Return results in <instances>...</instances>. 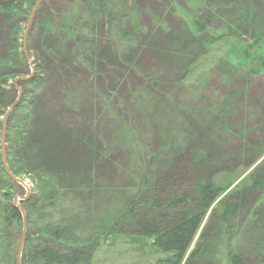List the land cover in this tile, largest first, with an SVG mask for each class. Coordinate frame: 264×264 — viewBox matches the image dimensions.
Masks as SVG:
<instances>
[{
  "label": "trees",
  "instance_id": "trees-1",
  "mask_svg": "<svg viewBox=\"0 0 264 264\" xmlns=\"http://www.w3.org/2000/svg\"><path fill=\"white\" fill-rule=\"evenodd\" d=\"M36 1L0 0V34L4 31V37L0 39V50L3 47L0 54V149L2 117L20 91L16 90L14 82L26 75L30 68L21 50L22 25L31 15ZM253 1L77 0L61 12L40 7L27 39L36 73L17 84L23 89V96L9 117L6 131L10 169L16 176L32 174L34 183L31 199L22 201L28 221L22 264H35L37 261L44 264H96V245L108 237L128 241L142 256L151 249L152 254H164L166 263L179 264L187 258L184 263L192 264L204 251L202 248L210 243L209 235L214 229L209 227L203 233L198 250L189 254L212 207L216 205L215 215L222 233L227 236L235 233V226L245 213L249 198H257L250 215L259 210L264 216V164L251 176L249 183L242 184L219 202L220 194L230 186L223 188L204 180L191 185V194L178 193L177 187L175 192H171L170 189L176 186L169 171L172 162L167 159L164 161L167 167L158 169L156 176H151L149 172L159 151L155 152L153 145L145 144L140 134L141 127L139 132L138 126L130 121L134 110H143L151 116L148 110L154 104L152 98L159 95V87L166 85L162 77L173 81L175 87L181 84L207 86L216 76L230 85L238 77L264 74V18L259 15ZM260 2L264 4V0ZM238 5L239 10L235 8ZM173 22L179 24L173 25ZM37 28L43 45L36 49L32 38ZM248 37L251 39L247 40ZM107 46H113L115 50H112L115 59L112 64L102 56ZM211 50L214 53L212 59L203 62L201 58ZM146 56L153 62V68L158 69L152 75L140 70H143L142 59ZM215 63L217 69H213V76H209V72L200 74ZM118 69L125 71L127 76L138 75L141 83L138 89L133 86L131 92L126 88L118 99L120 101L130 93L129 108L124 109L117 104L116 110L117 120L121 123L116 133L118 141L123 148L130 150L127 162L121 168L125 177L131 179L130 185L126 186L101 184L96 169L88 161L69 158L54 164L49 155L44 156L45 152L36 147V140L30 136L38 99L45 98L46 103L52 100L43 91L46 85H50V80H54V71L66 72L69 78L64 81H71V85L80 82L78 93L69 92V108L74 109L73 98L76 96L81 100H89L90 96L95 98V103L102 100L103 90L98 79L106 73L109 78H116L118 76L114 74ZM83 77L88 78L91 85ZM86 87H89V96L84 95ZM107 87L112 95L117 94L118 91ZM108 97L114 99L109 94ZM232 97L230 93L220 96L201 115L188 118L183 140L176 146L184 148L190 144L191 137L202 139L205 133L215 145L216 137L212 131L223 127V121L228 118L221 116L225 109L227 116L230 109L234 110ZM93 114L100 115L96 109ZM124 114L129 118L125 119ZM208 125L212 129H208ZM69 127L67 125L65 130L68 134L57 132L62 137L70 135L66 142H60L56 132L55 138L61 144H68L69 151H74L78 144H84L95 155L93 161H96L100 152L96 145L87 138L76 143L72 139L76 132H71ZM192 129H197L198 135H190ZM33 156L39 162L43 161L39 168L35 166ZM2 160L3 154L0 153V248L5 250L3 254L0 250V264H18L23 216L14 205L15 195L10 189L12 181L7 178ZM69 198H88L92 203L96 198H111L106 203L110 204V214L104 217L89 214V218H83L82 208H74ZM148 207L153 217L144 213ZM108 217L112 222L109 221L105 228ZM260 232L264 234V231ZM60 248L62 250L59 251ZM258 249L262 259L257 264H264V245H258ZM228 257V264H249L233 253Z\"/></svg>",
  "mask_w": 264,
  "mask_h": 264
},
{
  "label": "rangeland",
  "instance_id": "rangeland-1",
  "mask_svg": "<svg viewBox=\"0 0 264 264\" xmlns=\"http://www.w3.org/2000/svg\"><path fill=\"white\" fill-rule=\"evenodd\" d=\"M75 1L77 0H43L38 10L42 7L46 11L54 10L55 12H61ZM253 2H255L259 15L264 18V4L262 5L260 0ZM235 8L239 10L240 6H235ZM30 20L31 15L25 21V24L22 25L23 42H21L23 44L21 50L26 60L28 59L29 65H32V67L31 69L29 68L26 75L16 79V82L21 80V78L29 79L32 72L36 73L34 58H31L33 56L29 50L28 41L26 47L24 45V35ZM172 24L177 25L179 22H173ZM3 37L4 31L0 34V39ZM250 37L247 40L251 39ZM42 43L43 41L37 28L33 32L32 44L37 49L40 45L42 47ZM112 50H114L113 46H107L102 53L106 62L110 64L115 61ZM207 52L209 51L207 50ZM1 53H3V47L0 50ZM213 55L214 53L211 50L210 53L201 59L203 62L211 60ZM145 58L148 60L145 61ZM142 60L143 70L141 68L140 70L143 73H150L152 75L154 71L158 70L153 68L151 64L153 62H150L149 56L144 57ZM213 69H217L216 63L210 65L207 70L204 69L200 74L205 75L209 72V76L211 74L213 76ZM117 72L114 76H118V80H116L118 77L109 78L107 73L98 79L99 87L103 90L102 100L95 103V98L92 99L89 96V87H86L84 95H88L89 100L86 98L81 100L79 96H76L73 98L74 109H70L69 92L75 93L76 91L78 93L81 90L80 82L76 85H71V81H64L65 78H69L66 72L54 71V80L51 79L50 85H46L43 91L44 95L49 96L52 100L46 103L45 98L42 100L38 99L33 111L30 136L32 140H36V147L41 148L45 152L44 156L49 155L50 161L54 164H57L61 159L69 158H73L76 161L80 159L82 161H88L89 165H92L96 169L97 176L101 179V184H121L126 186L130 185L131 179L125 177L121 168L122 164L127 162L130 150L128 151L123 148L118 141V134L116 133L121 123L117 120L119 116L116 110L118 109L117 104L125 107L124 109L129 108L128 96L130 93L120 101L118 99L126 88L131 92L133 86L135 89H138L141 87V83L138 80V75L127 76L128 74L125 75V71L120 69ZM109 76H111V73H109ZM48 80L49 77L46 78V83ZM83 80L88 83V78L83 77ZM161 80L166 85L159 87V95H155L152 98L154 104L148 110L151 116L146 115L143 110H140L141 113L134 110L130 116V121H133L138 128L139 126L141 127V132L140 128L139 132L145 144H151L154 146L153 149L155 152L159 151L157 161L151 167L149 174L153 177L156 176L158 169L162 170L167 167L164 161L168 159L172 162L169 171L173 175V182L176 183L173 190L170 189L171 192H175L176 190L174 189L177 187L180 190L178 193L191 194V185L200 182L203 183L204 180L213 182L223 188L230 186L220 194L218 202L223 200L228 193L237 190L242 184L249 183L251 176L260 170L264 164V74L260 76L238 77L230 85L224 84L218 76L213 77L211 83L207 86L181 84V86L174 87L173 81L163 77ZM176 81H178V77H176ZM107 85L111 87L110 90L114 92L118 91L115 96L110 91H107ZM19 90L23 93L22 88ZM229 93L233 96L234 110H229V116L226 114V109L223 114L221 113L222 117L228 118L224 121L221 119L224 122L223 127H217L219 129L216 128L212 131L216 137L215 145H212L209 134L205 133L203 136L206 139H203L204 137L201 139L198 136H193L190 138V144L188 146L184 148L176 146V144L183 140L182 135L186 132L188 118H193L196 114L201 115L206 107L216 102L220 96ZM108 94L113 96L114 99L109 98ZM21 95L23 96V94ZM18 97L19 95H16L14 104L5 110V115L2 117L1 135L5 122L7 131L9 117L15 106L19 103V99L22 98ZM95 109L100 115L93 114ZM52 113H57L58 115ZM126 117L128 116L124 114L125 119ZM67 125H70L69 130H72L71 132H76L77 135H72L75 137H72V139L76 143L82 142L83 138H87L88 141L96 145L100 151L96 161H93L95 155L88 148L84 147V144H78L75 146L74 151H69L70 147L68 144L59 143L55 138L56 134L54 132H65ZM209 127L212 129L210 125H208V129ZM157 129H159L160 135L156 133ZM190 135H198V130L192 129ZM69 138L70 135H63V137L58 135L60 142H66ZM6 147L5 138L6 161L4 163L2 160L3 168L6 171L7 178L12 181V187L10 189L15 195L14 205L17 203L18 206L23 208L21 199L27 197L26 200H30L33 194L34 183L31 181L32 174L27 173L25 176H16L13 173L8 165ZM101 147L103 148L100 150ZM3 150L2 141L0 153L3 154ZM233 154H236V156H233ZM230 155L232 157H229ZM41 159H44V157ZM32 160L37 168L43 164V161L39 162V159L35 156L32 157ZM69 199L72 200L73 203H71L74 208H82L80 211L85 214L83 218H89V214L93 217L98 214L104 217L110 214L108 211H111L109 210L110 204H106L110 202L111 198H96L95 203L90 202L88 198ZM256 200L257 198H249L247 200L245 213L241 215L237 226H235V233L228 236L222 233V229L219 226L220 221L215 215L216 205L214 208L212 207L206 215L189 254L198 250V247L202 243L203 233L209 227L214 229L213 234L210 233L209 235L210 243L202 248L204 251H201L192 264H228V256L232 253L249 264L261 262L262 254L258 249V245H264V234L260 232L264 231V216L260 215L259 210L255 214L250 215ZM87 210L89 211L87 212ZM150 211L151 208L148 207L144 213L149 216L151 215ZM151 216L153 217V214ZM25 217L27 238L28 221L26 212ZM250 217L252 219H249ZM109 221L112 222V218L108 217L105 220V228L109 226ZM83 222L89 226L84 219ZM23 233L24 218L20 246ZM213 240H215V243ZM20 246L17 253L18 264L19 261L22 264L25 251V245L22 250ZM60 250L62 249L60 248ZM4 251L3 249L1 253L3 254ZM150 252L151 249H147L142 256L128 241L122 239L117 241L115 237H108L107 240L104 241L101 239L97 243L94 262L96 264H176L173 262H164L163 260L166 258L164 254L157 255ZM186 259L179 264H185ZM35 264L44 263L37 261Z\"/></svg>",
  "mask_w": 264,
  "mask_h": 264
},
{
  "label": "water",
  "instance_id": "water-1",
  "mask_svg": "<svg viewBox=\"0 0 264 264\" xmlns=\"http://www.w3.org/2000/svg\"><path fill=\"white\" fill-rule=\"evenodd\" d=\"M43 0H38V2L36 3V5H35V7H34V9H33V11H32V14H31V20H30V23H29V25H28V27H27V29H26V32H25V35H24V45H25V47H26V43H27V37H28V33H29V31H30V29H31V27H32V25H33V20H34V18H35V16H36V13H37V11H38V8H39V5H40V3L42 2ZM24 80H28V79H24ZM16 104H17V102H16ZM15 104V105H16ZM14 105V106H15ZM5 135H6V122H5V124H4V126H3V133H2V141H3V161H4V163H5V161H6V154H5ZM26 198L27 197H25L24 199H21V201H25L26 200ZM15 206L21 211V213H22V216H23V218H24V233H23V237H22V241H21V246H20V248H21V250H22V248L24 247V245H25V240H26V231H27V226H26V217H25V212H24V210H23V208L22 207H20V206H18V204L17 203H15ZM19 264H20V261H19Z\"/></svg>",
  "mask_w": 264,
  "mask_h": 264
},
{
  "label": "flooded vegetation",
  "instance_id": "flooded-vegetation-1",
  "mask_svg": "<svg viewBox=\"0 0 264 264\" xmlns=\"http://www.w3.org/2000/svg\"><path fill=\"white\" fill-rule=\"evenodd\" d=\"M31 14H32V13H31ZM36 14H37V13H36ZM35 17H36V16H35ZM27 39H28V38H27ZM27 60H28V59H27ZM31 67H32V65L30 66V68H31ZM33 73H34V72H32V74H33ZM25 79H26V78H25ZM23 80H24V79L21 78V80H19V81H23ZM19 81H17V82L15 81V82H14V84H15V88H16L17 91H19V87H18V85H17V84L19 83ZM19 92H20V91H19ZM18 95H19L20 97H22L21 92L18 93ZM18 98H19V97H18ZM19 100H20V99H19Z\"/></svg>",
  "mask_w": 264,
  "mask_h": 264
},
{
  "label": "bare ground",
  "instance_id": "bare-ground-1",
  "mask_svg": "<svg viewBox=\"0 0 264 264\" xmlns=\"http://www.w3.org/2000/svg\"><path fill=\"white\" fill-rule=\"evenodd\" d=\"M20 97V96H19Z\"/></svg>",
  "mask_w": 264,
  "mask_h": 264
}]
</instances>
